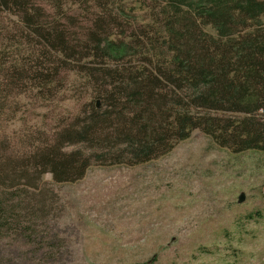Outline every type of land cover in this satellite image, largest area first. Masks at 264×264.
Segmentation results:
<instances>
[{"label": "rangeland", "instance_id": "1", "mask_svg": "<svg viewBox=\"0 0 264 264\" xmlns=\"http://www.w3.org/2000/svg\"><path fill=\"white\" fill-rule=\"evenodd\" d=\"M190 2L180 4L182 15ZM35 5L47 27L72 25L74 55L44 58L46 67L63 72L40 94L22 69L47 51L46 41L32 36L21 17L0 15V181L30 187L0 194L5 206L17 207L21 224L0 230V264H264V150L222 146L217 126L215 137L195 129L144 164L95 162L75 182L34 172L37 152L60 147L65 131L96 106L106 75L171 68L165 20L176 9L171 0ZM99 23L101 38L129 45L124 62L95 56ZM259 24L264 30V14ZM202 116L225 123L244 115Z\"/></svg>", "mask_w": 264, "mask_h": 264}, {"label": "trees", "instance_id": "2", "mask_svg": "<svg viewBox=\"0 0 264 264\" xmlns=\"http://www.w3.org/2000/svg\"><path fill=\"white\" fill-rule=\"evenodd\" d=\"M37 1L0 0V15L21 17L32 36L46 41L42 48L47 51H40L34 64L26 63L22 69V78H32L43 95L63 72V68L46 67L49 61L44 58L73 57V28L47 27L43 14L37 11ZM171 1L175 14H168L165 20L166 33L172 39L171 68L116 70L106 75L99 83L100 100L65 131L60 147L37 152L39 161L33 170L40 178L51 174L55 183L75 182L95 162L144 164L167 154L198 128L215 137L213 128L219 127L223 130L222 146L264 150V30L259 24L264 2L191 0L182 15L178 9L185 0ZM207 27L216 35L205 32ZM103 28L102 23L97 24L98 35L92 38L95 56L124 62L130 56L129 45L101 38ZM208 112L244 116L221 123L219 116L216 121L202 116ZM61 145L82 146L67 151ZM10 182L0 181V194L10 188H25L26 192L30 188L21 181ZM16 211V206L0 202V230L21 225Z\"/></svg>", "mask_w": 264, "mask_h": 264}, {"label": "water", "instance_id": "3", "mask_svg": "<svg viewBox=\"0 0 264 264\" xmlns=\"http://www.w3.org/2000/svg\"><path fill=\"white\" fill-rule=\"evenodd\" d=\"M245 200V195L241 194L239 197V203H242Z\"/></svg>", "mask_w": 264, "mask_h": 264}]
</instances>
